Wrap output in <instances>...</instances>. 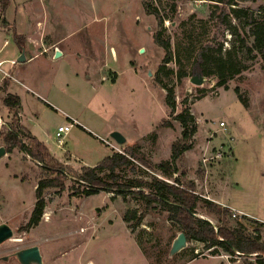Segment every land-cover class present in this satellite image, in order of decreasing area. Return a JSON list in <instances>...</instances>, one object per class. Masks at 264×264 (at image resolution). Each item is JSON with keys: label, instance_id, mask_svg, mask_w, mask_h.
I'll return each mask as SVG.
<instances>
[{"label": "rangeland", "instance_id": "rangeland-1", "mask_svg": "<svg viewBox=\"0 0 264 264\" xmlns=\"http://www.w3.org/2000/svg\"><path fill=\"white\" fill-rule=\"evenodd\" d=\"M6 1L0 21V148L7 149L4 134L19 120L64 165L55 167L64 170V182L45 190L47 205L40 222L30 224L40 178L56 177L57 172L45 169L20 147L0 158V224L14 231L0 245V256H9L0 264H21L12 253L31 246H39L43 264H246L244 256L221 247L216 252L206 249L204 242L194 239L171 254L183 229L160 203L148 205L133 191L79 195L71 187L84 188L75 183L83 168L133 149L152 166L133 159L116 169L120 182H152L157 177L172 183L182 171L184 186L193 183L201 198L197 216L217 229L243 225L245 233L264 238V226L258 223L264 221V56L241 46L244 37L253 45L252 21L264 13V0H234L233 7L246 8L249 14L230 15L237 33L224 29L217 35L215 48L222 45L223 52H230L242 66L228 79V89L217 85L216 74L204 75L196 66V54L189 57L186 45H181V23L193 15V22L208 19L215 0H148L161 7L163 25L147 13L143 0ZM161 29L163 37L171 38L173 54L158 75L166 58L154 40ZM215 32L216 28L210 36ZM23 49L27 60L18 62ZM57 49L62 52L58 57ZM181 59L187 68L182 81L167 75L169 69L178 70ZM196 75L204 76L203 84L191 81ZM158 76L174 87L176 114L188 107L196 118L192 148L169 164L171 170H180L173 176L166 175L161 164L171 162L183 127L170 114L168 90ZM8 93L21 96L23 122L29 129L21 121V111L15 116L16 111L4 104ZM70 122L74 127L59 144L56 131ZM114 131L126 142H116ZM22 139L24 145L31 144L25 135ZM109 173L98 171L108 180ZM228 206L248 215L234 217ZM133 210L141 216L139 222L126 220Z\"/></svg>", "mask_w": 264, "mask_h": 264}, {"label": "trees", "instance_id": "trees-1", "mask_svg": "<svg viewBox=\"0 0 264 264\" xmlns=\"http://www.w3.org/2000/svg\"><path fill=\"white\" fill-rule=\"evenodd\" d=\"M215 10H211L208 19L198 18L196 21H191L195 15L189 20L181 23L183 36L181 38V45L184 44L185 50L188 56L196 54L195 62L204 75L216 74L219 77V86L228 89L227 81L235 74L240 73L242 66L240 62L236 61L230 52L224 53L223 47L220 45L215 48L217 35L223 32L224 29H228L236 32V27L231 23L229 16L241 17L242 15H248L249 10L246 8L233 7L234 0H215ZM1 2V17L0 21H3L4 14L7 9V1L0 0ZM162 3V0H158ZM145 10L149 14H154L159 25H163L164 13L160 6L153 4L148 0H143ZM221 3V4H220ZM219 10V12H217ZM254 26L252 34L254 36L253 45H249L247 38H242V47H245L248 51L256 49L264 56V13H260V16L253 18ZM216 28L215 34L211 37L213 29ZM165 29H161L154 34V40L157 44L162 46L166 53V58L158 68V75L166 68V62L168 57L172 56V43L170 37H163ZM15 38L18 45L24 48V42L20 40V36L15 33ZM219 34V35H220ZM181 46V47H184ZM179 68L177 71L169 69L168 74L175 76L182 81L187 75L186 65L179 60ZM159 82V76L156 78ZM163 88L168 90L166 97V104L170 108V114L175 115L183 127L182 135L179 140L173 144L172 160L171 162H163L161 168L165 171L166 175L173 176L174 173H178L180 170L178 167H174L172 170L169 167L170 163H176L179 161L184 152L193 146V136L197 132L196 118L191 113L190 108H184L180 113L176 114L177 103L175 99V90L173 86L164 84ZM235 92L238 94L239 99L247 107V99L244 98L240 92V88L236 87ZM4 104L14 109L15 116L21 110V99L18 95L8 93L3 99ZM25 135L31 140V144L24 145L22 143V136ZM4 140L7 145L6 151L10 152L15 147H20L26 151L33 159L39 161L43 167L49 170L57 172L56 177L48 178L46 176L40 178L36 189V203L32 211L30 224H38L41 216L47 205L45 199V190L53 187H61L64 182V170H59L55 167L63 168L64 165L59 163L55 157L51 154L47 145L40 141L31 132L26 131L20 124L19 120H15L9 125L7 132L4 134ZM133 159L138 160L143 165L151 168V163L144 157L139 156L133 149H125L123 153H115L106 156L96 166L85 167L83 171L76 177L75 183H78L84 188L80 190L76 186H72L71 189L79 195H91L99 193L100 191L116 192L125 194L126 191H133L141 199L145 200L148 205L154 202L160 203L163 209L169 211V218L177 222L185 232L188 239H194L204 242L206 249L213 248L216 252L219 247L231 254H237L239 256L246 257V264H264V238L259 234L252 236L245 233L244 226L240 225L236 228H228L220 226L218 229L214 224L205 218L196 216L197 205L201 199L198 194L195 193V186L190 183L188 186H184L181 175L184 172L180 171L174 181L163 180L161 178L154 177L152 182H133L123 183L119 180V175L116 173V169L121 166L130 165L133 163ZM53 165V166H52ZM51 167V168H50ZM55 168V169H54ZM108 170V179L103 178L98 174V171ZM63 177V178H62ZM147 185L150 190H147L143 186ZM209 202V201H208ZM210 207L214 208V204L209 202ZM127 221L136 219L137 222L141 220V216H138V211L133 210L128 212L125 216ZM259 225L264 226L263 223L258 222ZM254 258V260L252 259Z\"/></svg>", "mask_w": 264, "mask_h": 264}, {"label": "water", "instance_id": "water-1", "mask_svg": "<svg viewBox=\"0 0 264 264\" xmlns=\"http://www.w3.org/2000/svg\"><path fill=\"white\" fill-rule=\"evenodd\" d=\"M61 54L60 50L56 51V57ZM26 60V54L23 49L21 56L17 59L18 62ZM191 81L197 85L203 84L205 78L203 75H196L191 78ZM112 137L118 143H125L126 138L118 131L112 132ZM6 154V148H0V158ZM197 216V214H195ZM14 235V231L11 226L7 223L0 224V244L11 239ZM188 245V238L184 232L180 233L179 236L174 240L171 254H175ZM17 257L23 264H43L41 252L39 246H31L27 248L20 249L16 252Z\"/></svg>", "mask_w": 264, "mask_h": 264}, {"label": "built area", "instance_id": "built-area-1", "mask_svg": "<svg viewBox=\"0 0 264 264\" xmlns=\"http://www.w3.org/2000/svg\"><path fill=\"white\" fill-rule=\"evenodd\" d=\"M74 127V122H70V123H67L65 125H60L56 131V136L58 137L59 139V144H62L63 143V139L64 137L71 131V129ZM112 146L114 147V145L112 144ZM221 156V154H217L216 157H219ZM207 161V159L205 160ZM233 210V216L236 217V216H239L240 218L248 215L246 214L245 212H242V211H239V210H235L233 208H231ZM86 264H92V263H86Z\"/></svg>", "mask_w": 264, "mask_h": 264}, {"label": "crops", "instance_id": "crops-1", "mask_svg": "<svg viewBox=\"0 0 264 264\" xmlns=\"http://www.w3.org/2000/svg\"><path fill=\"white\" fill-rule=\"evenodd\" d=\"M58 50V49H57ZM61 51V50H60ZM62 53V52H61ZM27 60V59H26ZM11 84H12V82H11ZM10 84V85H11ZM9 85V86H10ZM11 87V86H10ZM10 87H8L9 89H10ZM8 89V90H9ZM14 94V93H13ZM16 95H18L19 97H20V99H21V96L19 95V94H16ZM21 105H22V99H21ZM22 109H23V106H22ZM21 111V113H22V123H23V125L26 127V128H28L25 124H24V122H23V110H20ZM73 121H76V120H73ZM29 129V128H28ZM29 131L32 133V135H34V136H36L30 129H29ZM37 137V136H36ZM38 138V137H37ZM41 141V140H40ZM43 142V141H42ZM108 156V155H107ZM228 207H230V208H233V209H235V210H239V209H237V208H234V207H231V206H228ZM239 211H242V210H239ZM242 212H245V211H242ZM246 213V212H245ZM258 219V218H257ZM258 221L259 222H261V223H264V221H262V220H259L258 219Z\"/></svg>", "mask_w": 264, "mask_h": 264}, {"label": "flooded vegetation", "instance_id": "flooded-vegetation-1", "mask_svg": "<svg viewBox=\"0 0 264 264\" xmlns=\"http://www.w3.org/2000/svg\"><path fill=\"white\" fill-rule=\"evenodd\" d=\"M3 244V243H2ZM1 245V244H0ZM17 252V251H16ZM16 252H13L12 253V255L13 256H16L17 257V254H16ZM18 258V257H17ZM0 259H3V260H8L9 259V256L7 257V256H0ZM18 260H19V258H18ZM19 262L21 263V261L19 260ZM21 264H23V263H21Z\"/></svg>", "mask_w": 264, "mask_h": 264}]
</instances>
